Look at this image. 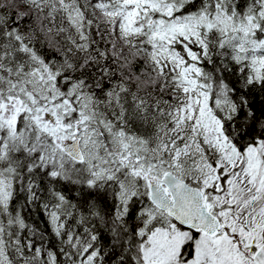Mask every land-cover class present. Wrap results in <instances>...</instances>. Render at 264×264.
<instances>
[{
  "label": "snow or ice",
  "instance_id": "1",
  "mask_svg": "<svg viewBox=\"0 0 264 264\" xmlns=\"http://www.w3.org/2000/svg\"><path fill=\"white\" fill-rule=\"evenodd\" d=\"M0 264H264V0H0Z\"/></svg>",
  "mask_w": 264,
  "mask_h": 264
}]
</instances>
